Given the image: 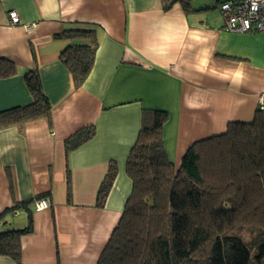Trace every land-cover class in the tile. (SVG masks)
Segmentation results:
<instances>
[{
    "label": "crops",
    "instance_id": "0c3cea01",
    "mask_svg": "<svg viewBox=\"0 0 264 264\" xmlns=\"http://www.w3.org/2000/svg\"><path fill=\"white\" fill-rule=\"evenodd\" d=\"M168 1L0 0V57L17 67L0 78V111L31 100L29 68L52 106L51 128L44 118L0 128V214L38 195L50 202L38 211L30 205L33 230L20 237V264H97L131 190L125 163L142 109L168 113L162 141L175 168L195 140L253 118L264 93V31L225 30L218 9L225 0H192V12ZM11 9L18 24L9 21ZM82 24L95 26L98 47L89 75L73 88L59 59L71 41L52 35ZM88 124L94 135L66 153L64 139ZM110 162L117 173L98 207ZM26 223L17 209L4 213L0 230ZM0 264L16 263L0 255Z\"/></svg>",
    "mask_w": 264,
    "mask_h": 264
},
{
    "label": "trees",
    "instance_id": "16d2710c",
    "mask_svg": "<svg viewBox=\"0 0 264 264\" xmlns=\"http://www.w3.org/2000/svg\"><path fill=\"white\" fill-rule=\"evenodd\" d=\"M179 2L192 12V0ZM67 39L59 59L68 70L73 88L83 84L94 64L98 47L96 28L90 24L64 28L52 35ZM34 56V52L32 53ZM17 71L0 57V78ZM31 100L0 111V128L44 118L52 127V106L43 92L36 68L24 71ZM168 113L144 108L140 128L125 163L131 182L117 224L97 264H264V118L258 107L250 121H228L224 131L195 140L177 168L168 159L162 126ZM93 124L84 125L64 139L65 152L88 141ZM117 169L110 162L96 194L102 207ZM69 177L67 200L70 201ZM38 195L14 201L0 214L22 209L27 223L20 229L0 230V255L20 264V237L31 233L30 205Z\"/></svg>",
    "mask_w": 264,
    "mask_h": 264
},
{
    "label": "built area",
    "instance_id": "2783aa9c",
    "mask_svg": "<svg viewBox=\"0 0 264 264\" xmlns=\"http://www.w3.org/2000/svg\"><path fill=\"white\" fill-rule=\"evenodd\" d=\"M225 30L237 33L264 31V0H225L218 4ZM11 24H18L20 18L16 10L7 11ZM264 101V93L259 96V107ZM50 202L40 198L34 202V210L47 208Z\"/></svg>",
    "mask_w": 264,
    "mask_h": 264
}]
</instances>
